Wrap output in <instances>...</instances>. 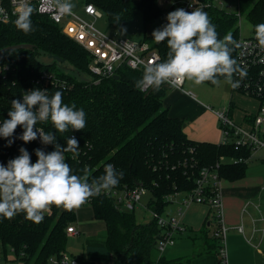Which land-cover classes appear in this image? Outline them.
<instances>
[{"label":"trees","instance_id":"16d2710c","mask_svg":"<svg viewBox=\"0 0 264 264\" xmlns=\"http://www.w3.org/2000/svg\"><path fill=\"white\" fill-rule=\"evenodd\" d=\"M85 1L94 3L109 24L118 29L125 28L138 14L147 26L164 13L160 0ZM200 1L210 3L205 9L221 39L228 34L236 42L240 39L242 15L251 21L254 36V26L264 23V0H238L239 14L213 5V0ZM15 19L16 16L7 23L0 22V124L7 118L11 101L22 99L24 92L46 89L51 96L60 91L65 103H75L77 109L83 108L86 113L84 130L57 133V142L64 147L67 146L66 138L74 136L78 140L79 155L73 158L71 152L65 153L73 172L80 175L86 172L91 180L104 174L106 164H113L117 172L124 174L113 188L146 187L151 193L148 205L161 214L170 204L168 196L190 193L196 188L201 172L216 168L218 162L221 164L217 172L222 179L244 178L247 162H221V157L250 159L252 149L237 150L234 144L190 139L184 132L183 121L172 117L164 105L167 95L164 85L159 91L147 92L135 87L143 70L121 66L118 79L102 78L98 82L99 78L90 70L89 52L65 35L61 26L48 15L33 12L34 31L27 35L15 27ZM144 42L159 53L161 61L166 58V42L157 44L149 33H145ZM19 44H30L34 49L2 51ZM231 47L232 57L237 61V46ZM41 52L51 56L53 62H42L38 57ZM66 64L69 67H65ZM219 79L224 80L223 77ZM233 91L245 94L238 88ZM255 97L264 105V87ZM229 105L231 115L233 101ZM248 122H252V117ZM37 127L46 132L55 131L50 121L38 123ZM22 131L20 127L16 129L11 146L0 138V163L6 165L17 157L21 147L30 153L33 163L37 160L35 149L54 150V145L41 147L36 140L24 143L16 138ZM91 199L88 204L92 205L96 218L105 223L106 233L103 238L86 239L85 253L75 257L79 264L112 260L113 264H172L177 261L164 256L156 259L155 251L158 252L162 232L156 219L139 222L135 211L118 210L113 199L103 191ZM51 209L40 223L26 219L23 213L12 219L0 217V241L6 251H14L15 259L22 264H49L53 258L68 253L70 235L67 228L74 224L76 216L62 207L52 206ZM216 247L218 249L217 244ZM218 261L221 264L220 259Z\"/></svg>","mask_w":264,"mask_h":264},{"label":"clouds","instance_id":"9594fccd","mask_svg":"<svg viewBox=\"0 0 264 264\" xmlns=\"http://www.w3.org/2000/svg\"><path fill=\"white\" fill-rule=\"evenodd\" d=\"M53 4L59 14L65 15L72 14L75 7L72 0H53ZM33 12L28 0H18L14 24L25 35L34 31ZM0 14H5L3 8ZM166 20L165 25L152 32V38L157 44L166 42L167 56L144 65L135 82L138 90L159 91L164 84L175 86L185 81L197 86L205 82L219 86L220 77L233 89L239 87L240 82L233 75L241 70L231 47L239 45L231 34L221 39L208 14L199 8L191 12L178 8L169 12ZM254 27L257 46L264 51V23ZM49 121L55 131L37 127L38 123ZM86 124L83 108L65 103L60 91L49 96L46 89H33L24 92L22 99L11 101L7 118L0 124V138L11 146L20 127L22 134L16 138L24 143L39 139L44 145H54V150L35 149L37 160L33 163L30 153L21 147L17 157L6 165L0 163V217L12 219L23 213L26 219L40 223L52 206L70 211L119 184L124 174L117 172L113 164H106L104 174L90 180L86 172L75 174L67 163L65 153L78 156L79 143L73 136L66 138L64 147L57 142V133L82 131Z\"/></svg>","mask_w":264,"mask_h":264},{"label":"built area","instance_id":"2783aa9c","mask_svg":"<svg viewBox=\"0 0 264 264\" xmlns=\"http://www.w3.org/2000/svg\"><path fill=\"white\" fill-rule=\"evenodd\" d=\"M215 1L213 0V5L224 8L222 3L218 4ZM17 2L18 0H0V8L5 10V14H0L1 23H7L12 17L16 16L14 13ZM164 2L171 3L169 0H164ZM28 3L34 8V13L48 15L55 23L61 26L65 35L89 52L91 56L90 70L93 75L99 78L98 82L102 78L117 75L118 69L121 66L141 71L144 65L161 58L159 53L151 48L148 43H137L128 38L110 36L98 29L96 21L102 18L104 13L92 2L86 3L84 6V12L93 19L92 22H88L76 15L74 11L70 15L59 14L55 10L53 0H28ZM208 5L210 3L204 4L200 0H189L186 1L184 6L175 7V10L183 8L191 12L197 8H206ZM171 6L173 7V3H171ZM237 14H239V10ZM237 44L239 45L237 47V63L241 71L235 73L233 79L239 80L238 89L244 91L248 96L255 97L262 93L264 87V51H261L257 46L254 35L245 39L240 37ZM185 83L186 81L173 87L183 89ZM166 85L171 86L164 84V86ZM150 90L151 88H147L144 91ZM208 109L213 110L211 107H208ZM214 112L221 122L222 138L220 144H234L237 150L242 147H248L252 149L253 153L256 150H264V105H260L258 111L252 117V122L248 126L240 125L231 118L229 106L223 110H215ZM36 141L41 147L47 146L42 144L39 139ZM250 159H228L221 157V162L248 163ZM220 164L218 162L216 168H206L201 172V177L197 182L196 188L190 193L182 194L185 196L182 204L185 208L193 203H205L210 206L212 215L216 221L213 237L219 239L221 242L218 248L220 263L228 264L226 239L230 228L223 221V179L217 172ZM103 192L113 199L115 207L118 210L133 212L139 207L142 197L149 190L142 185H138L136 187L124 186L122 188H113ZM180 196L181 193H175L168 196L167 201L172 203L175 198ZM91 200L85 204H88ZM183 207L178 210L175 216H169L165 219L161 213L147 205V209L151 211L153 219H156L162 228L157 244V250L161 256L169 246L175 244V234H184L187 230L182 224ZM238 230L242 232L243 227H239ZM67 232L68 235H76L78 234V229L73 224L67 228ZM0 264L22 263L15 259L12 249L6 251L0 243ZM49 264H79V261L76 258H71L69 253H65L60 258H53L49 261Z\"/></svg>","mask_w":264,"mask_h":264},{"label":"crops","instance_id":"0c3cea01","mask_svg":"<svg viewBox=\"0 0 264 264\" xmlns=\"http://www.w3.org/2000/svg\"><path fill=\"white\" fill-rule=\"evenodd\" d=\"M72 3L75 7L80 5L77 2ZM163 3L164 0H160V5L165 10ZM162 23L165 25L167 22L157 19L150 23L149 26L155 25V27L148 33L152 34L155 29L161 28ZM159 24L160 26H158ZM165 87L167 88V95L164 99V105L169 109L172 117L183 121L186 135L198 142L220 143L222 138L221 122L214 111L225 109L228 107L227 104L222 109L214 108L203 99H199L194 92L184 90V87L183 89L168 85ZM197 90L203 98L204 96L207 98V94L201 85L197 86ZM234 94L232 88L230 102L233 101ZM208 107L213 110L208 109ZM236 107L237 104L233 102L231 118L240 125L246 123L248 126L249 119L257 110L251 112L246 107ZM259 153L255 156L258 157L257 160L252 156L250 162L248 161L244 178L236 181L222 180L223 221L230 228L226 239L228 264H264V173H262L261 168L256 167V162L261 161L264 164V150ZM181 207H183L182 203L179 204L177 211ZM183 209L182 222L186 223L187 232L178 235V239L184 238L188 234H194L191 236L196 241L199 238L198 234H204L206 237L202 235L198 241L200 243L199 249L196 248V241L190 243L177 239V242L169 246L162 256L169 251L170 257H164L168 260H177L172 264H218V249L213 237L216 221L213 218L212 209L202 203H193L187 208L183 207ZM206 223L209 227L207 229L204 228ZM239 227H243L242 232L238 230ZM189 238L191 237L189 236ZM160 257L161 255L158 254L156 259Z\"/></svg>","mask_w":264,"mask_h":264},{"label":"rangeland","instance_id":"374dc122","mask_svg":"<svg viewBox=\"0 0 264 264\" xmlns=\"http://www.w3.org/2000/svg\"><path fill=\"white\" fill-rule=\"evenodd\" d=\"M169 1L173 3V7L171 6V3L164 2L163 5H164L165 10H164L162 17L159 18V20H165L167 22L166 20L167 14L171 11H174L175 7L184 6V4L186 3V0H169ZM72 2H77L78 4H80L78 7H74L73 9L76 15L84 18L88 22L93 21V19L87 16L84 12V5L86 4L85 0H72ZM215 2L218 4L222 3L224 8H226L227 10H231V12L233 13L238 12L237 0H216ZM160 24L158 26H160ZM96 27L100 29L101 31L106 32L110 36L124 37L132 41H135L137 43H143L145 33H148L151 29H153V27H155V25L145 26L142 15L138 14L125 28L118 29L116 27L111 26L106 16L103 15L102 18L96 21ZM240 33H241L242 39L249 38L254 35L253 25L246 15H242L240 18ZM38 57L44 63L53 62V58L49 56L48 54H45L44 52H41ZM65 67H69V66H67L66 64ZM69 70L70 68H67V71ZM89 78L91 77L89 76ZM201 86L203 87L204 92L207 94V98L205 96L204 98L202 97L201 93L197 90V85L193 84L192 82L186 81L184 85V90H189L191 92H194L195 95H197L199 99H203L208 104L214 106V108L222 109L224 108L226 104H227L226 106H229L230 100L232 99V87L224 83V80H221V83L219 86L209 85L206 83L202 84ZM234 95L235 96H233V102L237 104L236 108L246 107L247 109L251 110V112L256 111V110L258 111L260 107V102L257 98L248 96L240 92H235ZM246 125L247 124L245 123L244 126ZM260 151L262 150H256L252 154L255 160H257L258 158V157H255L256 154H258ZM259 155H261V153H259ZM256 167L261 168L262 173H264V164L261 161L256 162ZM182 194L184 193H181L180 197L175 198L173 202L168 205V207L162 213L163 218L167 219L169 216L171 217L177 214L178 212L177 209L179 207V204L182 203L183 200L185 199V196ZM150 199H151V193L148 192L146 195L142 197L139 207L135 210V214L137 215L138 220L141 223H145V222L147 223L153 219L151 211L147 209V205ZM202 204H205V203H202ZM206 205L209 208V205L208 204ZM65 211L75 214L76 219H75L74 225L79 229L78 234H76L75 236H70L69 243H68V253L71 256V258L79 257L83 255V253H85L84 247H85L86 239L91 238V237L103 238L106 233V226L102 221L96 218L92 205L86 204V205H82L79 208H74L70 211L69 210H65ZM182 224L186 227V223L184 221L182 222ZM213 226L212 228H214ZM204 228L205 229L209 228L207 226V223L204 225ZM186 232H184V234ZM191 235H194V234H191ZM191 235L188 234L186 237L184 238L180 237V239H178L179 237L178 234H175L174 236L175 243L177 242V239L178 241L184 240V241H189L190 243H192L193 241H196L193 239L194 237L192 238ZM198 235H199V238L197 239L198 241H200V239L202 238L201 237L202 235L206 237L204 234H198ZM189 236L191 238H189ZM198 241H196V248L199 249L200 243ZM214 241L219 248L221 244L220 240L214 239ZM155 253H156L155 257H157L158 254L160 255V253L157 251H155ZM164 256L170 257L169 251ZM113 263H114V260L109 261V262H96L95 264H113Z\"/></svg>","mask_w":264,"mask_h":264},{"label":"water","instance_id":"95a60500","mask_svg":"<svg viewBox=\"0 0 264 264\" xmlns=\"http://www.w3.org/2000/svg\"><path fill=\"white\" fill-rule=\"evenodd\" d=\"M202 10H204L206 12V9L203 8ZM207 13V12H206ZM34 49V47L30 44H19V45H13V46H9L4 48L2 51H9V50H32ZM115 79H118L119 76L118 75H114Z\"/></svg>","mask_w":264,"mask_h":264}]
</instances>
